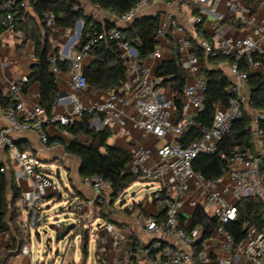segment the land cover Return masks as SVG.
Masks as SVG:
<instances>
[{
    "label": "built area",
    "instance_id": "1",
    "mask_svg": "<svg viewBox=\"0 0 264 264\" xmlns=\"http://www.w3.org/2000/svg\"><path fill=\"white\" fill-rule=\"evenodd\" d=\"M153 1L137 0L136 5L125 14H112L116 21L114 26L89 35L72 58L69 55L63 58L70 62L68 73L71 92L55 102L50 116L38 103L26 102L23 89L28 82L27 76L18 80H0V92L11 101L1 114L5 126L0 128V174H5L8 180L16 182L19 189L17 195L10 191L8 199H14V210L23 217L22 232L27 239H30L32 233L35 235L37 232L38 236L41 231L46 233L48 209L62 199V191L53 182L57 169L54 170L51 164L45 163L37 153L19 149L13 136L31 131L38 136L42 145L57 147V141L49 140L47 125L60 128L72 125L84 113L94 114L92 120H96L91 124L100 121L102 126L118 129L128 140L130 160L122 174L139 177L147 184H160L152 197L161 204L164 219L157 221L145 215L138 218V227L151 241L147 246L135 247L131 257L136 258L142 254L150 259V264H264V224L259 227L245 223L243 231L246 238L240 244L225 229L226 224L237 220L238 205L245 199H256L264 211V168H259L262 165L260 158L252 153L239 155L230 161L229 171L214 181L206 180L191 168L197 156L215 153L217 140L230 130L232 121L239 117L240 106L249 102V95L241 91L242 85L247 84L248 73L240 69V63L244 61L247 64L248 72H257L263 66L255 57L264 58V49L251 35L264 39V21L256 22L243 0H182L184 4L199 9L200 14L194 17L192 23L198 47L205 54L225 56L233 60L229 66L232 81L228 92L233 95L229 108L217 105L211 125L199 128L200 137L185 145L179 139L185 129L193 124L191 118L201 109L206 87V79L201 76L202 62L193 53V44L183 35V28L171 14L159 18L157 44L148 58L155 61L162 59L160 42L169 41V29L171 34L173 30L180 33L176 45L180 61L184 64L186 83L181 96L182 119L175 123L177 111L174 95H167L162 79L138 61L136 51L128 45L120 26H117L132 23ZM220 4L230 18L249 27L250 35L221 37L214 43L205 38L200 30L204 8L209 7L210 11L215 12ZM21 9H27V5L21 0H0V25L4 27V32L15 34L19 38H22V33L16 32L14 17ZM45 24L49 29L55 28L54 17L49 12L45 14ZM105 39L118 42L127 61L128 78L118 92L110 93L108 98L86 99L89 88L81 68L90 50ZM56 58V54L50 55L54 72H57ZM64 102L70 108L58 113V106ZM263 124L264 111L255 114L249 124L254 140L264 137ZM133 132L142 140L153 138L154 149L140 145ZM82 183L88 187L92 197L84 200L68 194L66 210L74 217V228L68 233L70 237L66 249L62 251L63 258L67 249L74 247L75 238H79L81 242V231L86 229L90 221L89 209L93 205L99 209L107 208L120 197L113 201L112 184L101 176L86 177L82 179ZM21 185L24 187L21 188ZM162 191L165 192L164 197L161 195ZM193 194L197 195L204 207ZM185 202L191 208L200 205L204 211L208 209L209 215L218 222L213 235L201 244L196 255L192 248L200 233L196 228H189L192 216L187 218L183 215ZM104 230L111 238L112 247H118L120 230L112 222L105 223ZM211 241L213 246L210 245ZM29 251L28 245L20 249L23 255H28ZM224 252L229 256H223ZM127 261L102 258L100 262L127 264ZM61 264H64V260Z\"/></svg>",
    "mask_w": 264,
    "mask_h": 264
},
{
    "label": "trees",
    "instance_id": "2",
    "mask_svg": "<svg viewBox=\"0 0 264 264\" xmlns=\"http://www.w3.org/2000/svg\"><path fill=\"white\" fill-rule=\"evenodd\" d=\"M27 5V9H21L14 17L16 32L22 33V43L30 40L34 44V56L36 64L33 65L28 82L24 86V92L31 83L40 86L38 105L42 107L48 116L51 107L56 102L57 85L56 72L50 62L51 31L45 24V14L51 13L54 17L56 28L74 30L78 21L82 22L80 38L75 49L79 51L93 33L107 30L114 24L105 21L103 24L96 22L93 17L85 14L78 2L74 0H21ZM173 3L178 0H163ZM91 6H96L103 12L121 16L134 7L137 0H87ZM159 27L158 16H141L134 19L125 29H121L125 40L137 53L139 62L144 61L153 52L156 41V32ZM4 27L0 25V34ZM167 36L174 46V57L169 62H162L156 69V76L162 79V86L169 88L174 95L176 107V122H180L182 107V92L186 83L185 71L177 51L176 39L167 31ZM193 53L201 59L202 73L206 79V87L202 98V107L193 118V124L189 125L179 139L185 145L200 137L199 128H208L213 120L216 106L229 108L233 95L228 92L231 81L218 66L221 62L231 65L233 60L225 56H213L205 54L196 42L193 41ZM89 56L92 58L88 64L83 63L81 72L88 88L91 91L116 93L124 85L128 78L127 61L123 56L119 44L116 41L105 39L94 46ZM264 65V58L255 57ZM56 69L58 72H68L70 62L60 59L57 55ZM240 69L246 71L247 86L249 88L248 104H242L239 117L232 121L230 130L222 135L216 142V151L213 154H201L197 156L191 165L193 172L202 175L208 181H214L229 171L230 161L245 153L258 156L255 150V140L250 132L249 124L253 115H249L245 108L252 112L264 111V74L248 72L247 64L242 61ZM11 101L0 92V107L4 110ZM94 114L84 113L75 119L72 125L60 128L68 133L72 139L68 144H63L64 152L74 157L79 162L78 175L81 179L91 176H101L112 184L113 200L122 195L139 177L130 174H122L130 160V153L126 149L115 148L108 144L112 136L110 128L103 126L101 129L91 127L90 122ZM264 129V124H263ZM16 195L19 189L12 180H8L5 174H0V234L13 231L16 240H22L21 223L15 213L14 199L9 200V192ZM162 197L165 192H161ZM154 196V194H152ZM245 223L261 227L264 224V211L254 198L243 200L238 205V218L234 222L225 225V229L233 236L237 244L242 243L246 235L243 231ZM218 222L204 211L202 206H197L193 212L189 228L199 230V238L193 246L196 255L201 244L209 239ZM58 238L65 228L52 226ZM87 239L82 244V255L86 257ZM127 264H137L131 257Z\"/></svg>",
    "mask_w": 264,
    "mask_h": 264
},
{
    "label": "crops",
    "instance_id": "3",
    "mask_svg": "<svg viewBox=\"0 0 264 264\" xmlns=\"http://www.w3.org/2000/svg\"><path fill=\"white\" fill-rule=\"evenodd\" d=\"M74 1L78 2L80 7L84 10L85 14L93 17L96 22L103 24L105 21H109L114 25L116 24V21L113 19L112 14L103 12L96 6H91L87 2V0ZM243 1L256 22L264 21V0ZM204 9L205 11L202 14V24L200 25V30L210 43H214V41L221 37H237L250 35L249 27H244L237 23L234 19L230 18L227 15L226 9L222 4L219 5L218 9L215 12L210 11L209 7H205ZM168 14H171L174 19H176L178 24L183 28V35L189 38V40L193 44V41L195 42V34L193 31L192 23L194 17L200 14L199 9L193 5L188 6L184 4L182 0H178L173 3H167L163 0H154L151 5H149L145 10L139 13L137 18L141 16H158L159 18H161ZM117 26H120L121 29H125L128 25L117 24ZM50 31L51 54L54 53L61 59H63L67 55L72 58L78 52L75 47L78 44L80 34L79 36L77 35L76 29L64 30L55 27L53 29H50ZM172 35L175 39H177L180 33L176 30H173ZM251 37L258 41L264 49V39L252 35ZM160 45L162 49V59L160 61H155L151 58H147L141 62L143 67L149 69L153 74H155L159 64H161L162 62H169L174 57L175 50L170 40L161 41ZM91 59L92 58L90 56H87L84 59V63H90ZM36 62L37 61L34 56V44L32 41L26 40L22 43V38H19L15 34L9 32H3L0 34V80H18L23 76H28L31 68L34 64H36ZM182 66L184 67L183 63ZM229 66L230 65L228 63L223 62H221L218 66L220 69H222L227 77L230 74ZM249 72L263 75L264 65L257 72ZM227 73L229 74L227 75ZM201 76L205 78L202 71ZM55 77L57 85V101L58 99L64 98L71 92L70 76L68 72L57 71ZM228 78L230 81H232L231 76ZM164 88L167 95L171 96L173 94V92L169 88ZM39 91V84L31 83L25 92L26 102L38 103ZM241 91L245 95H249V88L247 84L242 85ZM109 94L110 93L101 91H91L89 89L85 95V98L106 99L108 98ZM68 108H70L69 105L67 104V102H64V104H60L58 106L57 112L62 113ZM245 110L249 115L254 116L255 114H257L256 112H252L248 107H246ZM2 112L3 109L0 107V128H3L5 126V122L1 117ZM95 120L96 119L92 121ZM91 122V127L95 129H101L103 127L100 121L95 122L94 124H91ZM111 130L112 136L108 140V144L112 147L122 148L129 151L128 140L119 133L118 129L113 128ZM46 131L49 135L50 141H57L59 143L57 147L42 145L38 136L31 131L21 135H14L13 138L19 149H27L33 151L34 153H37L45 163L51 164L53 161H55V159H57V155L60 153L69 157L74 162H77L78 175V160L67 155L63 149V144H68L70 142V135L63 131L61 128L55 127L53 125H47ZM133 135L135 140H137L140 145L154 149L155 141L153 138L149 137L146 140H142L137 133L133 132ZM255 150L259 154V158L264 168V137L260 140H255ZM59 177L60 172L58 178ZM79 179L80 180H76L74 184L73 182L70 183V192L67 189H64V191L67 195L70 194L78 199L89 200L92 197L91 192L88 187L82 183V179L80 177ZM14 183L16 184V182ZM141 184L147 185L143 188V190H147L150 187L154 186L156 191L160 187V184L158 183L147 184L142 182ZM132 186L133 184L129 188H131ZM23 187L24 185H21V188ZM154 192L150 194H141L139 197H136V195L133 193L131 194L133 200L130 203H127L123 200L125 196L122 198V196L124 195L122 194L119 197V205L116 202H113L104 209H99L96 205H93L89 209L90 221L86 227V230H88L87 236L85 237L87 239L86 257L82 255V245L81 242H79L78 248H76V246L74 245V247L67 249L64 258L62 254L60 256L58 252L56 253L57 255H59V264H61L62 260H64V264H101L100 261L102 258H106L108 260H129L135 247L147 246L151 241V238L138 227V218L141 215H145L157 221H162L164 219V212L161 204L158 201H155L152 197V194ZM193 197H195V199L199 201V204L203 205L202 201L198 199L196 194H193ZM182 210L184 216H186L187 218H191L195 208H191L189 203L185 202ZM205 211L209 214L208 209H206ZM16 215L18 216V221H20L21 223L22 232L23 217L18 215V213H16ZM107 222H112L120 230V241L118 247L116 248L112 247L111 238L104 230V224ZM13 234L14 233L12 230L9 233L0 234V264H32V250L30 243L31 239H27L22 232V240H16L13 237ZM90 241H92L91 251ZM24 245L29 246L30 251L28 255H23L20 253V249ZM210 245L213 246V241L210 242ZM76 250L78 254L76 253ZM223 256L228 257L229 254L224 252ZM135 259L137 264H150V259L142 254L137 255Z\"/></svg>",
    "mask_w": 264,
    "mask_h": 264
},
{
    "label": "rangeland",
    "instance_id": "4",
    "mask_svg": "<svg viewBox=\"0 0 264 264\" xmlns=\"http://www.w3.org/2000/svg\"><path fill=\"white\" fill-rule=\"evenodd\" d=\"M228 74L229 73H227V75ZM228 77H230V74ZM51 165L53 166L54 170L59 169L60 172V177H55L53 182L62 191V199L55 202L54 205L48 209V223L45 229L46 233L41 231L38 237L35 236L34 233L31 234L30 243L32 250V264H59V255L61 256L62 251H64L70 235L66 236L62 240H59L56 236V233L53 231L54 229L52 226H66L68 224H73L74 222V217L66 210L68 195L64 189H67L70 192V183L73 182L74 184L76 180H80L77 175V162H74L69 157L60 153L57 155V159H55ZM138 182L139 183L133 184L131 188L125 191L126 195L123 200L127 203H130L133 200L131 197V194L133 193L136 195V197H139L141 194H150L155 191L154 186L147 190H143V188L147 185H142V181L140 180ZM116 203L119 205L120 200L117 199ZM87 233L88 230L86 229L81 231V245L83 244ZM91 242L92 241H90V251L92 248ZM74 244L76 248H78L79 238L74 239ZM57 252L59 255L56 254Z\"/></svg>",
    "mask_w": 264,
    "mask_h": 264
},
{
    "label": "water",
    "instance_id": "5",
    "mask_svg": "<svg viewBox=\"0 0 264 264\" xmlns=\"http://www.w3.org/2000/svg\"><path fill=\"white\" fill-rule=\"evenodd\" d=\"M75 29L77 30V35L79 36L80 31L82 29V22L81 21L77 22ZM259 168L261 170L262 169V165H260ZM79 170L80 169H78V172H79ZM58 176H59V170L57 169L56 170V177H58ZM123 194L124 195L122 196V198L126 195L125 192ZM73 228H74V224L66 225L65 228L62 230V232L59 234L58 239L59 240L64 239ZM35 235L38 236V233L36 232Z\"/></svg>",
    "mask_w": 264,
    "mask_h": 264
}]
</instances>
